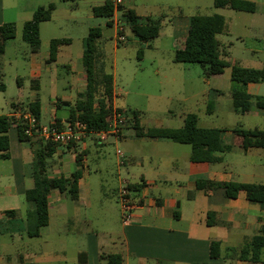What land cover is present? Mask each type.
<instances>
[{
    "label": "crops",
    "instance_id": "0c3cea01",
    "mask_svg": "<svg viewBox=\"0 0 264 264\" xmlns=\"http://www.w3.org/2000/svg\"><path fill=\"white\" fill-rule=\"evenodd\" d=\"M60 1L39 4L29 2L23 10L22 22L31 19L38 7L48 6L50 3L56 6L54 15L59 7L65 8L66 3H69L64 2L69 0ZM212 1L214 5L215 0ZM246 1L255 4L254 11H238L230 7H215L214 5L216 8L214 13L219 12L217 14L225 19L224 29L217 34V38L220 42L222 57L230 65L225 68L224 73L208 77L206 81L207 87L203 94L209 99L208 113L224 108L228 100L233 105L231 91L235 82L231 79L232 65L239 64L250 68L264 67V50L246 44V39L251 35L256 41L264 42V0ZM126 2L127 0L124 2L123 10L132 9L137 13L135 9L127 7ZM75 5L78 3L72 2L70 7L75 8ZM94 6L97 5L90 2L89 11L93 16H95ZM123 10L119 9L114 14L112 25H109L107 21V25L114 28L116 48L122 44H119L116 38L117 27L114 17L122 19L125 27L130 28L122 15ZM137 15L140 16L138 13ZM147 17L152 18L151 15H146V19ZM190 17L180 9L171 21L174 34L172 45L175 50L184 45ZM154 20H160L161 28L163 27L162 17ZM10 21L16 22L8 18L6 2L0 0V25ZM140 21L145 22L142 16H140ZM219 34L236 37V40L245 46L241 44L242 48H240L232 40L220 39ZM53 38L68 37H52L46 40L45 43L48 45L46 54L40 53L44 45L42 36L38 52L33 53L29 46L32 55L29 59V68L37 79L38 72L51 74L59 55L65 51L66 46L72 44L71 42L61 47L56 59L50 60V43ZM7 44L5 51L0 54L6 53ZM140 48L142 47L138 48L137 58L141 60L143 54L139 56ZM83 50L84 45L80 55L67 56L68 60L62 65L67 73L74 75L72 82H69L66 87L70 90L74 88L76 94L65 97L56 95L54 99L50 97L51 113L47 122L58 118H61V121L67 120L71 107L85 91L87 76L83 65ZM238 51L242 52L239 53L241 57ZM226 76L230 81L224 87L211 84V79L222 81L227 79ZM16 83L18 87H21L22 78L17 77ZM250 84L247 88L252 94L249 91ZM38 87L39 82L37 81L35 88ZM6 89L7 85L1 81L0 90ZM118 95L120 94L115 89L114 78L113 112L119 109L115 102ZM39 100L41 102V99ZM32 101L34 100L24 103L20 100H13L10 102L9 113L0 115L10 116L17 122L15 112L27 110L26 106ZM66 101L71 102V105H65ZM254 107L241 114L249 115L252 112L256 115L264 114V108H256V110ZM62 109L67 114L59 115V110ZM186 114L183 115V123ZM37 118L41 122H46L42 113V102L41 115ZM141 119L140 116L138 127L134 126L129 119L119 139L111 135L105 142L91 138L82 143L70 144V146H55L53 155L47 159L46 173L51 178L62 176L70 178L74 172L80 171L78 192L75 196H72L69 190L53 189L49 193V223L41 229L40 235L37 236L38 239L34 241L31 239L33 237L26 233L27 214L33 210L34 204L25 199L26 191L31 189L35 183L34 163L27 171L25 151L30 148L34 160L35 151L41 147V139L33 137L31 142L22 141L16 124L9 129V156L5 158L0 156V160L12 161V168L7 179L0 171V264H80L79 258L82 252L87 255L86 264H108L104 256L112 253H120L123 257V264H264V252L260 261L243 260L237 257L240 248L260 233L264 225V206L249 201L243 190L238 193L237 197L230 198L225 196L224 190L220 187L201 189L197 186L199 179L214 182H255L254 178L257 177L255 167L261 165L260 160L264 157V147H250L245 150L238 142L233 144L229 151L216 152L222 157L220 162H193L190 159L191 146L189 155L187 150L179 154L175 153L170 149L174 147L171 143L175 141L147 135L148 128L164 126H147L141 122ZM235 127L259 128H247L241 124ZM222 129H227V127ZM259 129L264 130V128ZM223 139L228 144L232 143L234 134L231 129L223 132ZM25 142L30 146L25 145ZM107 143L122 145L124 157L119 163L124 165L126 170L123 171L124 174L119 173L116 188L112 192L103 191L101 186L102 196L96 198L92 184L95 180L101 179L102 171L101 166L98 165L94 169L95 173L92 174L89 156L97 154L99 149L101 150ZM238 167L242 169L237 170ZM125 183L142 184L137 191H132V198L136 205L129 223L122 221L118 201L119 189ZM113 221L116 227L110 226V222ZM208 221L215 223L210 225ZM213 240L221 242V256L217 258L210 255V244Z\"/></svg>",
    "mask_w": 264,
    "mask_h": 264
},
{
    "label": "rangeland",
    "instance_id": "374dc122",
    "mask_svg": "<svg viewBox=\"0 0 264 264\" xmlns=\"http://www.w3.org/2000/svg\"><path fill=\"white\" fill-rule=\"evenodd\" d=\"M61 2L60 0H5L8 18L17 23V34L14 39L9 40L5 54H0V82L7 85L6 90H0V114H7L11 110V101H28L41 99L42 113L45 121L50 119V97L55 98L76 94V90L66 86L72 82L74 75L67 73L62 66L68 57H76L81 54L84 38L91 26H99L103 31L102 46L106 53V70L111 72L115 78V89L118 95L115 98L116 105L130 119L133 117L132 110L141 112V122L147 126L180 127L183 125V115L188 112H195L199 115L200 125H211L216 127H232L240 124L247 128H264V114L256 115L254 112L249 115L236 113L230 100L224 108L215 112H207L209 99L203 94L207 87V79L203 67L199 63H177L174 62V47L172 41V19L180 12V9L188 17L196 14L211 15L216 8L212 0H127V7L133 8L146 21V15H151L154 19L163 18L160 36L148 42H141L137 39L128 26L125 27L126 41L122 45L115 47L114 28L107 25L108 18L95 17L89 9L90 2L100 5L105 0H69L65 8L59 7L53 18L41 25V36L44 40L40 53H48V45L45 41L52 37H68L72 39V44L66 46L65 51L59 55L58 62L53 65L51 74L38 72V79L32 74L29 68L31 55L29 45L22 39V19L24 8L29 2ZM170 1V2H167ZM72 2L78 3L75 8L70 7ZM70 4V5H69ZM219 13V12H216ZM220 39L232 40L242 48L245 44L236 40V37H227L219 34ZM248 46L264 50V42L256 41L253 36L247 39ZM120 44V42H118ZM242 44V46H241ZM143 48V57L137 58L138 48ZM242 53L238 51L241 57ZM68 56V57H67ZM17 77L22 78V86L18 87ZM227 79H211V84L224 85L229 83ZM39 87L35 88L36 82ZM220 86V87H221ZM249 91L253 95H264V82L251 83ZM255 99V98H254ZM256 109V107H254ZM257 110V109H256ZM67 114L62 109L59 115ZM173 114V115H170ZM128 124V123H127ZM25 145L30 146L28 143ZM172 151L190 153L189 144L171 143ZM123 151L121 144L118 146L107 143L99 149L97 154L89 156V163L92 174L95 173L96 166H101V179L95 180L92 184L94 196H102V190L112 192L116 188L119 173L126 170L124 165H120L122 157L117 154V150ZM175 149V150H173ZM16 153V149L14 148ZM36 152V151H35ZM35 154V153H34ZM30 148L25 151L27 171L34 163ZM119 157V158H118ZM261 165L255 167L257 177L255 182L264 183V157L260 160ZM12 168V161L0 160V171L4 178H8ZM238 167L237 170H241ZM124 174V172L122 173ZM101 186L103 189L101 190ZM111 227H116L115 221L110 222ZM33 241L37 237L31 238ZM39 247V245H38Z\"/></svg>",
    "mask_w": 264,
    "mask_h": 264
},
{
    "label": "trees",
    "instance_id": "16d2710c",
    "mask_svg": "<svg viewBox=\"0 0 264 264\" xmlns=\"http://www.w3.org/2000/svg\"><path fill=\"white\" fill-rule=\"evenodd\" d=\"M215 7H230L238 11L252 12L255 4L246 0H215ZM55 4L38 7L31 19L23 23L22 38L29 44L33 53L38 52L41 47V23L49 21L53 17ZM124 9V4L119 6ZM114 5L106 0L103 4L93 7V14L97 17L108 18V24H113ZM123 17L128 22L133 35L140 41L148 42L159 36L161 29L160 20L147 17L145 22L140 21V16L132 10H123ZM225 19L222 15L214 13L211 15L196 14L189 18L188 33L183 47L177 48L174 54V61L177 63H199L206 77L218 76L224 73L225 68L230 64L222 57L220 42L217 34L222 32ZM17 24L14 21L5 22L0 25V53L5 51L9 40L16 37ZM103 31L99 26L91 27L88 35L84 38L83 65L87 76V85L80 98L70 109L67 120L79 119L87 123L88 127L100 131L107 129L113 117L114 101V76L106 70L105 52L102 44ZM72 42L71 38H53L50 43V60H55L61 47ZM143 49H139V56ZM138 56V57H139ZM231 79L235 82L231 96L233 108L238 113H246L253 106L259 109L264 108V95L253 96L248 92L249 83L264 82V67L250 68L239 64L232 65ZM255 98V99H254ZM255 100V101H253ZM15 105V104H14ZM65 105H71L66 101ZM37 117L41 115V102L36 99L26 106ZM121 111V109H118ZM131 121L134 126H139L141 112L132 110ZM60 122L62 119H56ZM16 124L20 139L22 141H33V137L27 136L23 131V125L16 122L14 118L7 115H0V156H9V129ZM228 129L206 128L199 125V116L195 112H189L184 117L181 127H151L147 129L150 137L165 138L172 141L189 144L191 146L190 159L193 162L217 163L222 157L216 152L229 151L233 144L240 142L245 149L250 147H264V130L259 128L246 129L243 127L232 128L234 140L226 143L223 139V132ZM57 144L43 142L35 152L34 161V186L28 189L25 199L34 204L33 210L27 214V235L37 237L41 229L49 223V193L53 189L61 191L69 190L72 196L78 192V179L80 171H76L70 178H51L46 173L47 159L55 151ZM70 146V145H68ZM80 161V160H78ZM142 184H128L131 191H137ZM198 188L220 187L224 190L226 197L235 198L243 190L249 201L264 206V183L256 182H214L205 179L197 180ZM12 213V211H8ZM215 222L208 221V224ZM236 250V249H235ZM264 252V225L259 234L244 244L238 251L237 257L243 260L260 261ZM210 255L213 258L221 256V242L213 240L210 244ZM108 264H123V257L120 253H112L106 256ZM80 264L87 263V255L82 252L79 258Z\"/></svg>",
    "mask_w": 264,
    "mask_h": 264
},
{
    "label": "built area",
    "instance_id": "2783aa9c",
    "mask_svg": "<svg viewBox=\"0 0 264 264\" xmlns=\"http://www.w3.org/2000/svg\"><path fill=\"white\" fill-rule=\"evenodd\" d=\"M114 5V14L119 10V6L123 5L126 0H109ZM117 27V41L123 43L126 41L125 25L122 19L114 17ZM17 122L23 125L24 133L29 137H36L43 142H51L60 146H68L85 142L88 139L95 138L99 142H105L109 136H114L119 139L122 135V130L129 121L122 111L115 110L113 117L107 129L95 131L88 127L87 123L79 120H63L58 122H41L37 116L30 110H19L14 114ZM117 153L124 157L123 151L118 149ZM118 201L122 212V221L129 223L133 216L135 203L132 198V191L128 184L125 183L118 192Z\"/></svg>",
    "mask_w": 264,
    "mask_h": 264
}]
</instances>
